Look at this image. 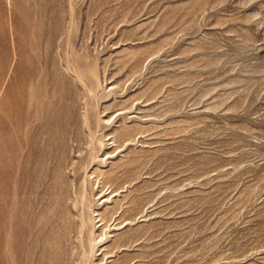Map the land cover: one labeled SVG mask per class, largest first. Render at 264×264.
<instances>
[{
	"label": "rangeland",
	"instance_id": "1",
	"mask_svg": "<svg viewBox=\"0 0 264 264\" xmlns=\"http://www.w3.org/2000/svg\"><path fill=\"white\" fill-rule=\"evenodd\" d=\"M0 264H264V0H0Z\"/></svg>",
	"mask_w": 264,
	"mask_h": 264
}]
</instances>
